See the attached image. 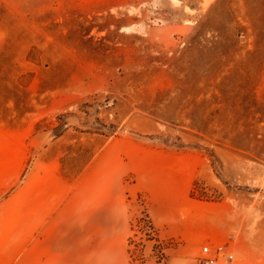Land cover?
I'll return each instance as SVG.
<instances>
[{
	"label": "rangeland",
	"instance_id": "1",
	"mask_svg": "<svg viewBox=\"0 0 264 264\" xmlns=\"http://www.w3.org/2000/svg\"><path fill=\"white\" fill-rule=\"evenodd\" d=\"M121 138L197 161V241L160 235L131 173L126 238H111L101 200L82 197L74 205L89 214L52 221L50 237L66 229L74 247L120 249L118 264H199L204 245H222L205 234L203 202L250 190L255 230L229 252L223 244L218 264H264V244H247L264 241L263 182L217 179L227 148L264 167V0H0V264L47 263L64 184L100 194L79 177Z\"/></svg>",
	"mask_w": 264,
	"mask_h": 264
},
{
	"label": "crops",
	"instance_id": "2",
	"mask_svg": "<svg viewBox=\"0 0 264 264\" xmlns=\"http://www.w3.org/2000/svg\"><path fill=\"white\" fill-rule=\"evenodd\" d=\"M221 160L226 171L222 175V180L217 176L218 180L248 185H253L259 180L264 184V167L258 169L245 154L227 148L226 155L222 154ZM240 168L247 173L240 172ZM130 173L135 176L137 186L149 199L150 212L160 229V235L180 236L185 243L196 242L188 225L191 222L192 205L197 204L191 196L192 185L198 173L197 161L189 154H179L173 150L160 149L139 142L133 143L123 138L109 141L79 177V182H93L95 191L100 194L78 195L82 192L80 186H76L73 190L70 188L73 185L64 184V192L68 191L69 194L58 214L49 219L47 236L50 237L55 230L51 225L52 221L56 223L61 220L59 221L61 227H64L67 220L72 222L73 214L80 215V211H83L82 217L89 214L88 207L84 206L80 209V204L74 205L76 199L82 197L101 200L103 207L106 206L107 222L111 232L112 225L115 229L118 228L111 238H126L130 226L126 209L128 188L124 179ZM255 194L249 190L246 193H233L216 202H203L208 209L205 234L210 240L226 244V252L234 249L239 239H245V234L250 235L251 231L254 232L255 227L250 230V225L256 223L255 209L258 206ZM260 207L264 216V201ZM181 209H184L183 215L180 213ZM63 232L62 235H51L50 239L58 238L60 243L58 241L48 244L46 252L49 259L46 264H118L116 256L123 252L118 251L120 249L110 247L97 250L96 247L85 245L80 248L82 242L79 241H76L74 247L73 235L68 237L65 234L68 232L66 229ZM239 232L243 233L240 238ZM259 233L264 234V221L259 227ZM252 236L253 238L247 239L248 246L251 242L264 244L261 238ZM85 241L86 237H83V242ZM97 255L103 257L102 262L97 263ZM73 256H78L80 259L77 257L76 260L79 262H73Z\"/></svg>",
	"mask_w": 264,
	"mask_h": 264
},
{
	"label": "built area",
	"instance_id": "3",
	"mask_svg": "<svg viewBox=\"0 0 264 264\" xmlns=\"http://www.w3.org/2000/svg\"><path fill=\"white\" fill-rule=\"evenodd\" d=\"M225 250L226 248L223 244L216 247L211 244L204 245L199 255V264H218Z\"/></svg>",
	"mask_w": 264,
	"mask_h": 264
},
{
	"label": "trees",
	"instance_id": "4",
	"mask_svg": "<svg viewBox=\"0 0 264 264\" xmlns=\"http://www.w3.org/2000/svg\"><path fill=\"white\" fill-rule=\"evenodd\" d=\"M194 192H195V190L193 189V192H192L193 196H194ZM148 223H149V228L151 230V234H153L150 236L153 239V238H155L154 235L156 236V229H155V226L153 224V221L149 217H148ZM131 241H132V239H131Z\"/></svg>",
	"mask_w": 264,
	"mask_h": 264
}]
</instances>
